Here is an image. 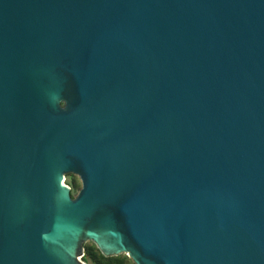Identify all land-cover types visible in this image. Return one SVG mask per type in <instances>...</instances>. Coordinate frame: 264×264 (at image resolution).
Listing matches in <instances>:
<instances>
[{
	"label": "water",
	"instance_id": "95a60500",
	"mask_svg": "<svg viewBox=\"0 0 264 264\" xmlns=\"http://www.w3.org/2000/svg\"><path fill=\"white\" fill-rule=\"evenodd\" d=\"M88 243L264 264V0H0V264Z\"/></svg>",
	"mask_w": 264,
	"mask_h": 264
},
{
	"label": "trees",
	"instance_id": "16d2710c",
	"mask_svg": "<svg viewBox=\"0 0 264 264\" xmlns=\"http://www.w3.org/2000/svg\"><path fill=\"white\" fill-rule=\"evenodd\" d=\"M84 248L85 251L83 260L89 261L91 264H124L127 259L125 255L109 257L103 256L93 243H88L86 246H84Z\"/></svg>",
	"mask_w": 264,
	"mask_h": 264
},
{
	"label": "rangeland",
	"instance_id": "374dc122",
	"mask_svg": "<svg viewBox=\"0 0 264 264\" xmlns=\"http://www.w3.org/2000/svg\"><path fill=\"white\" fill-rule=\"evenodd\" d=\"M65 184H67L71 188V191L70 192H71L72 196L76 195V193L78 192V190L81 187L80 180H79L78 176H76V175L66 178L65 179ZM81 260L85 264H91V262H89V261H84L83 260V257L81 258ZM124 264H134V263L127 257V259L124 262Z\"/></svg>",
	"mask_w": 264,
	"mask_h": 264
}]
</instances>
